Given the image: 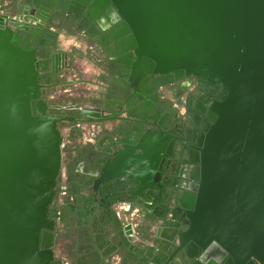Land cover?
<instances>
[{
	"label": "flooded vegetation",
	"instance_id": "flooded-vegetation-1",
	"mask_svg": "<svg viewBox=\"0 0 264 264\" xmlns=\"http://www.w3.org/2000/svg\"><path fill=\"white\" fill-rule=\"evenodd\" d=\"M93 2L0 0V14L31 32L21 43L36 49L38 100L60 119L61 167L47 212L51 264H249L191 232L186 208L222 85L138 68L119 34L124 20ZM122 115L134 121L120 125ZM122 156L140 168L105 182V168Z\"/></svg>",
	"mask_w": 264,
	"mask_h": 264
},
{
	"label": "water",
	"instance_id": "water-1",
	"mask_svg": "<svg viewBox=\"0 0 264 264\" xmlns=\"http://www.w3.org/2000/svg\"><path fill=\"white\" fill-rule=\"evenodd\" d=\"M109 4L125 22L119 34L138 68L222 85L190 175L198 183L186 205L190 229L234 258L264 264V0H94L92 7ZM28 33L0 14V264H51L47 212L62 137L59 117L38 100L36 49L21 43ZM128 121L122 115L117 123ZM139 162L122 156L102 178L117 181Z\"/></svg>",
	"mask_w": 264,
	"mask_h": 264
}]
</instances>
